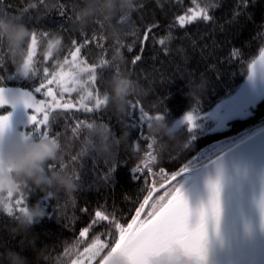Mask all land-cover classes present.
Segmentation results:
<instances>
[{
    "label": "snow or ice",
    "instance_id": "snow-or-ice-1",
    "mask_svg": "<svg viewBox=\"0 0 264 264\" xmlns=\"http://www.w3.org/2000/svg\"><path fill=\"white\" fill-rule=\"evenodd\" d=\"M88 8L0 0V20L28 30L19 60L0 32V152L8 137L51 139L58 155L44 170L66 171L76 185L36 196L42 217L71 231L64 240L34 229L38 188L0 187V264H264V0H92ZM109 26L119 33L109 37ZM129 65L145 66L149 87L119 115L110 84L132 75ZM169 70L192 99L178 116L172 93L155 90ZM210 87L219 91L205 102ZM249 121L257 122L244 127ZM158 122L165 128L153 131ZM121 166L140 185L135 199L116 196ZM88 190L99 198L81 206L75 194Z\"/></svg>",
    "mask_w": 264,
    "mask_h": 264
},
{
    "label": "clouds",
    "instance_id": "clouds-1",
    "mask_svg": "<svg viewBox=\"0 0 264 264\" xmlns=\"http://www.w3.org/2000/svg\"><path fill=\"white\" fill-rule=\"evenodd\" d=\"M92 0H85L86 10ZM120 0H112L113 4ZM120 29L109 26L108 35L114 37ZM0 32H4L9 47L14 49L13 53L19 60L20 45L28 35V30L24 25L0 20ZM111 104L119 115H123L127 106V97L130 95L142 94L145 89L138 81L128 73H121L115 76L110 84ZM163 122H158L153 126V131L164 129ZM58 155V145L51 139H28L23 140L17 137H8L4 141L3 150L0 152L4 162L5 171L0 176V187L9 190H18L19 186L30 183L41 192L48 190L63 189L66 192H74L76 185L71 179V175L66 171H45L44 164L47 161L55 160ZM10 169V171H9ZM33 214V222L42 218L44 209L40 208L39 202H35L30 207Z\"/></svg>",
    "mask_w": 264,
    "mask_h": 264
},
{
    "label": "trees",
    "instance_id": "trees-1",
    "mask_svg": "<svg viewBox=\"0 0 264 264\" xmlns=\"http://www.w3.org/2000/svg\"><path fill=\"white\" fill-rule=\"evenodd\" d=\"M144 67H145L144 65H141L140 69H137L136 71H132L131 65H129V71H132L131 76L133 79H137V73H139L141 84L144 87H149V84L146 81H144V79H143L144 73H143L142 69ZM166 76H167V78L163 82H161V80L159 78H156L155 90L157 91V93L164 94V95H167V93L169 91L172 93V95H170L168 97L167 104H168L170 110L175 115L178 116L180 114L181 108L184 105V102H185L184 98H186L185 110L187 109V105L192 103V99H191V97L188 96V91H189L188 89H186L185 92L183 93V97L180 95L179 89L181 88L182 81L180 80L181 78L178 75L174 74L171 70H169L167 72ZM152 79H153V77L151 75H149L148 80H152ZM11 83L13 85L23 86L24 82L12 81ZM217 91H219V89L213 90L210 87L208 90V93L204 97L205 102H210L211 99L216 95ZM109 115H111V117H112V122L116 123L118 117L112 113H110ZM105 120H107V115L105 117ZM255 122H257V121H249V123L245 124L244 127H248L249 124L255 123ZM241 130L242 129L239 126H237L236 131H241ZM228 134L232 135L234 133L229 131ZM217 138H221V137L218 136ZM204 146L205 145L203 143L200 144V147H204ZM139 186L140 185L136 181L132 180V173L130 172V170L126 166H121L118 169V172H117V187H118V189L116 192L117 197H120L121 195H126L132 199H135ZM102 194L103 193H101V195ZM37 195L42 197L43 193L41 191H39V189H37V192L30 196V203L33 204V203L37 202V200H36ZM75 195L77 196V201L81 206L83 205L84 201H89L94 206L95 202L99 198V194L94 190L93 191H91V190L83 191V192H80V193L75 194ZM41 202H42V204L44 203L43 201H41ZM53 203H55V201L48 202V206L45 209L46 212L52 211L51 205ZM60 203L63 204L64 200L62 199L60 201ZM0 226H2V225H0ZM10 226H15V225H10ZM33 227L37 231L50 230L51 232L57 233V234L63 232V235L59 237L61 240L71 238V231L70 230L64 231L62 229L60 222L56 220L54 215L52 217H48V216L42 217L40 222L37 224H34ZM19 239H23L22 233L17 237V240H19ZM53 255H55V253H53Z\"/></svg>",
    "mask_w": 264,
    "mask_h": 264
},
{
    "label": "rangeland",
    "instance_id": "rangeland-1",
    "mask_svg": "<svg viewBox=\"0 0 264 264\" xmlns=\"http://www.w3.org/2000/svg\"><path fill=\"white\" fill-rule=\"evenodd\" d=\"M26 119V116L24 114V110L23 108H19L16 112V115L14 117V124L17 126V127H20V121L21 120H25Z\"/></svg>",
    "mask_w": 264,
    "mask_h": 264
}]
</instances>
